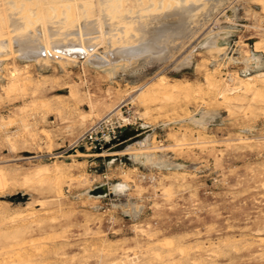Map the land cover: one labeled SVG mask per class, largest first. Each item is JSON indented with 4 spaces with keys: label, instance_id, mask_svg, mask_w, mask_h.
Segmentation results:
<instances>
[{
    "label": "rangeland",
    "instance_id": "1",
    "mask_svg": "<svg viewBox=\"0 0 264 264\" xmlns=\"http://www.w3.org/2000/svg\"><path fill=\"white\" fill-rule=\"evenodd\" d=\"M13 1L0 0L4 31L10 28L4 19ZM201 1L207 2L206 13L200 12L188 33L175 41L166 60L139 58L128 69H117L113 78L83 58L77 64L50 59L26 65L11 54L5 61L0 69V170L8 177L0 179V209L6 211H0V264H264V66L244 73L242 60L255 46L264 55V9L253 0ZM74 3L45 0L44 7L52 12L57 5L65 9ZM77 4L90 5L94 18L99 16L98 0ZM218 31L221 53L202 45ZM94 42L101 51L107 48L101 35ZM179 63L184 64L177 68ZM208 75L219 81L215 90L207 84ZM250 75L261 83L257 88L263 96L253 99V90H230L238 85L237 77ZM161 76L169 89L190 82L193 95L151 90ZM223 87L228 92L222 99ZM113 107L114 122L124 124V133L144 124L153 129L149 145L155 151L144 150L155 152L150 158L142 157L135 144L133 157L120 154L109 162L95 153L114 145L95 150L79 142ZM199 108L215 117L204 125L184 119ZM9 137L17 139L14 147ZM160 158L171 165L157 166ZM45 163H62L65 169L63 182H53L57 189L51 186L56 192L29 180ZM15 173L20 175L12 178ZM108 181H125L127 187L99 198L88 194ZM133 209L137 213L128 215Z\"/></svg>",
    "mask_w": 264,
    "mask_h": 264
},
{
    "label": "bare ground",
    "instance_id": "2",
    "mask_svg": "<svg viewBox=\"0 0 264 264\" xmlns=\"http://www.w3.org/2000/svg\"><path fill=\"white\" fill-rule=\"evenodd\" d=\"M64 1H74L75 3L72 5H64L65 9H63L62 6L57 5L53 8L52 12H48L47 8L44 7L45 0H14L13 1L12 9L9 13L6 14V18L4 19V22L6 21L10 27L9 30L4 31V27L0 23V69L3 67L5 61L8 60V58H9V56H11V54L15 55V57L21 61H27L26 65H28V63L33 61V60H40L42 63L47 64V62L50 59H58L59 61L64 62V63L77 64L80 61V59L83 58V62L86 65L93 67L95 69H100L103 72L108 73L110 78H113L117 69L120 68V69L126 70V69L130 68L131 66H134L133 64L139 58H148L149 57L150 59H152V58L155 59L156 62L166 60L168 58V56L174 50L175 41L178 38H180V37H182L188 33V31L192 28V24H193V22H195L196 17L200 15V12L206 13L205 8L207 5V2L201 1V0H98L99 4H100V13H99V16L94 18V16H93L94 13L92 14V9L88 7L90 5H88L87 7H83L82 5L77 4V2L79 0H64ZM253 1L264 9V0H253ZM81 6L83 7L82 9H80ZM32 8H34V10H32ZM97 34H99V35H97ZM100 35L107 42V48L103 51L99 50V48L96 47L97 43L94 42ZM134 36H136V38L138 37L137 40L134 42L130 41L129 38H132ZM220 37H221L220 31L209 34L205 38L202 45L204 46V48H208L209 50L217 49L221 53L225 49H224V46L218 44ZM257 45H259V43ZM255 47L256 48H254V51L252 53H249L244 58H242L243 63H244V68H243L244 73H247V71L250 68L253 69V68H259V67L264 66V55L261 53V50H259L260 46H255ZM261 47L263 48V46H261ZM234 59H236V58H234ZM183 64L184 63H179V64H177L176 67L178 68V67L182 66ZM25 71H23V73H25ZM262 72H263V70H262ZM210 73H212V72H210ZM255 73H252V74H255ZM16 74H17V69H15L12 72L11 76L13 77ZM239 75H241V74H239ZM251 75H250V77L247 76L246 78L240 77V76L237 77V78H239L238 85L235 87L232 85L233 88L230 86V90L231 91H233V90L238 91L241 88H244L246 91L253 90V93L251 91L252 95L253 96L255 95L254 97L252 96L253 99L256 96H258V97L263 96V92L257 88L258 85H260L261 83L257 85L256 82L251 77ZM261 75H263V73L258 74V76H261ZM235 76H236V74H235ZM241 76H244V75H241ZM24 77H26V76H23V78ZM159 79L160 80L155 82V84L151 87L152 88L151 90L155 91L156 93L157 92H159V93L161 92V94L167 93V95H168V93H177V94H184L186 96H190L192 93H194L193 87L191 86V84H189L190 82L185 84V85H182L180 83H175L169 89L166 85L167 79L164 76H161ZM263 79H264V77L261 80L263 81ZM206 80H207V84H208L209 88L210 89L212 88L215 90V88L217 87V84H218V83L216 84V82L218 80L216 79L217 81L215 82L213 80V78L209 75L207 76ZM16 83L19 84L18 82H16ZM24 84H25V82H24ZM39 84H40V82H39ZM21 85H22V83H21ZM39 86H41V85H39ZM218 87H219V85H218ZM194 88H195V86H194ZM205 88H208L207 85ZM223 88H225V90L224 89L220 90V94L222 96V99H223V97L227 98L226 92H228V90L226 89L227 87H223ZM205 90H207V89H205ZM71 93H73V92L71 91ZM199 93H197V94H199ZM202 93H204V90ZM218 93H219V91H218ZM247 93H249V92H247ZM197 96H199V95H197ZM231 97H233V96H231ZM225 100L226 99H224V101ZM238 101H239V99H238ZM238 101H236V102H238ZM258 101H261V100H258ZM227 102L228 101L226 100V103ZM234 102H235V100H234ZM261 103H262V101H261ZM48 105L49 104L47 102L43 104V106H45V107ZM115 109H117V107H113L108 112L112 113ZM214 117H215V114H213L211 111H209L207 109L199 108L195 113L189 114L184 119L191 121V122H194V123H197V124H200V125H204V124L209 123ZM82 118H85V116ZM23 120L25 122L24 118H23ZM124 120H125V118H124ZM25 126H26V124H25ZM28 126H29V124H28ZM152 133H153V129L150 126L144 124L143 126L137 127V128L130 131L129 136H127V138L125 140V141H128V143L122 149L114 150V149L109 148V149L104 150L103 152L95 153V155L108 156L109 162H111L113 159H115L117 157V155H120V154H124V155H128L130 157H133L134 155L130 152V150L132 149L133 145L138 144L141 146V149L143 150L141 152V156L144 158H150L152 156V153H155V152H144V150L152 148L155 151L156 147L149 145V143H150L149 139L152 138V140H153V134ZM7 140L10 141L9 142L10 145L12 147H14L15 140H17V139L13 140V138L9 137V138H6V141ZM81 155L85 156L87 154L84 152H81ZM59 164L56 163L53 165V164H49V163L46 164L45 163L42 167L39 166L40 168L34 170L32 172V175H31V173L28 174V176L31 175V177H29V180L32 178V179L37 181V184H38V182L43 184V185L47 184L48 187L50 186V189L47 188L48 191L49 190H52V191L55 190L53 187H52L53 189L51 188V186H55V185H52L53 182H55L57 184L58 183L57 181H59L60 179L63 182L64 179L62 180V178L65 176V169L62 167L63 166L62 163H59ZM155 164L161 168L167 167V166L169 167V165H171L168 161L163 160L162 158H160ZM71 168L72 167H70L69 169H71ZM11 169L12 168L10 167V169H8V170L11 171ZM69 169H67V170L70 171ZM13 171H14V169H13ZM14 172H18V171H14ZM16 174L20 175L19 173H15V175L14 176L12 175L13 177L12 176L11 177L14 178L16 176ZM68 174H69V172H68ZM25 175H27V174H25ZM68 176H70V174ZM68 176H66V177H68ZM176 176H177V174H176ZM7 177L8 176L5 172V170L4 169L0 170V179H6ZM11 177H9V178H11ZM76 177H77V175H76ZM71 178H72V176H71ZM75 179H78V178H75ZM79 179H81V178H79ZM170 179L171 178H169V180ZM176 180H177V178H176ZM182 180H180V181H182ZM23 181H25V179ZM27 181H28V179L26 180V183H29ZM34 183H35V181H34ZM100 186L103 188L102 192L92 194V192H91L92 190L89 189L88 194L92 197H95V198L103 197V196H106V195L111 194V193H117V192L123 191L124 188L127 187V184L125 181H122V182H110V181H108V182H104ZM56 189H57V187H56ZM55 192H56V190H55ZM59 192H60L59 194H61L62 189H60ZM59 194L57 192L54 194V196L55 195L58 196ZM59 198H60V196H59ZM40 201H42V200H40ZM60 201H58V203ZM51 202H53L52 198H51ZM40 203L42 205L44 204V202L43 203L40 202ZM61 203L63 204V202H61ZM45 204H48V203H46V201H45ZM6 206L8 207V205H6ZM51 206H53V205H51ZM3 208H4V206H3ZM61 209H63V208H61ZM44 210H47V209H44ZM0 211H1V209H0ZM1 212H4V210H2ZM126 212L128 213V215L129 214L135 215L137 213V210H134V209L133 210H127ZM35 213H36V211H35ZM39 214H40V212H39ZM1 215H3V214L1 213L0 216ZM23 215L24 214H22V218H25L24 217L25 215L24 216ZM32 215L34 216L33 213H32ZM38 217H39V215H38ZM4 218H6V217H4ZM11 218H12V216H11ZM12 219H15V218H12ZM24 220H26V219H24ZM18 221H19V219H18ZM15 222L16 221H13V223H15ZM39 223H41V222H39ZM8 224H10V223H8ZM17 224H18V222H17ZM38 226L41 227L40 224ZM166 244H168V243H166ZM101 245H103V244H101ZM111 245H112V243H111ZM245 245H246V243H245ZM243 247H245V246L243 245ZM174 248H171V249H174ZM246 248H247V245H246ZM28 249H30V248H28ZM99 250H101V249L99 248ZM255 253H257V252H255ZM259 253H261V252H259ZM106 254H108V253H106ZM112 254H113V251H112ZM116 254L117 253H115V255ZM121 255H123V254H121ZM258 255H260V254H258ZM30 257H31V255H30ZM259 259H260V257H259ZM119 260H120V258L118 259V261ZM150 262H151V260H150ZM131 263H132V261H131ZM122 264H126V263H122ZM150 264H152V263H150Z\"/></svg>",
    "mask_w": 264,
    "mask_h": 264
},
{
    "label": "built area",
    "instance_id": "3",
    "mask_svg": "<svg viewBox=\"0 0 264 264\" xmlns=\"http://www.w3.org/2000/svg\"><path fill=\"white\" fill-rule=\"evenodd\" d=\"M123 126L121 122L116 125L114 114L110 113L92 123L81 135L79 142L86 143L91 149L103 150L120 140Z\"/></svg>",
    "mask_w": 264,
    "mask_h": 264
},
{
    "label": "water",
    "instance_id": "4",
    "mask_svg": "<svg viewBox=\"0 0 264 264\" xmlns=\"http://www.w3.org/2000/svg\"><path fill=\"white\" fill-rule=\"evenodd\" d=\"M131 130L125 131V133L123 132V135L120 137V140L114 144L113 146L114 150H120L123 147H125V145L128 143V141H125V140L127 136H129ZM102 191H103V188L101 186H97L96 188L92 190L93 193H98Z\"/></svg>",
    "mask_w": 264,
    "mask_h": 264
}]
</instances>
